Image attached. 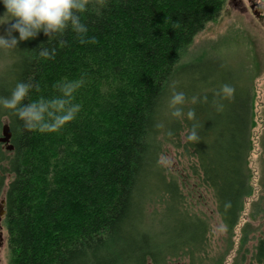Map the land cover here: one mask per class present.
Segmentation results:
<instances>
[{"label":"trees","instance_id":"obj_1","mask_svg":"<svg viewBox=\"0 0 264 264\" xmlns=\"http://www.w3.org/2000/svg\"><path fill=\"white\" fill-rule=\"evenodd\" d=\"M224 3L90 0L85 43L66 30L7 50L2 95L17 81L33 85L28 101L61 95L62 83L82 82L73 101L80 111L58 132L28 131L11 112L0 113L13 146L7 156L0 149V174L10 175L4 193L8 264H223L224 254L209 256L208 222L187 209L159 156L167 143L192 158V172L212 193L230 239L252 191L254 75L240 78L231 99L207 92L178 106L180 117L168 104L181 89L178 73L192 77L193 67L178 66L180 55ZM43 49L54 58L39 56ZM182 91L186 103L193 101L190 88ZM189 110L194 120L187 119ZM193 125L200 134L195 144L185 140ZM159 209L168 211L165 218H158ZM252 256L264 264V239Z\"/></svg>","mask_w":264,"mask_h":264},{"label":"rangeland","instance_id":"obj_2","mask_svg":"<svg viewBox=\"0 0 264 264\" xmlns=\"http://www.w3.org/2000/svg\"><path fill=\"white\" fill-rule=\"evenodd\" d=\"M261 7L264 3L260 1ZM259 13V14H258ZM7 50L0 51V95L9 82L4 57ZM184 70L193 67L190 73H178L175 81L180 91L190 88L194 96L179 106L190 105L202 93L218 95L222 84H231L238 92L240 78L254 75L251 83L254 88L252 148L248 157L251 171L252 191L245 199L243 210L229 239L220 217L215 209L212 193L197 182L191 169L188 155L171 144H163L159 162L167 177H173L186 201L187 209L196 212L208 222L207 234L209 256L224 254L223 264H256L253 249L259 239H264V18L263 12L253 13L248 0H225L224 6L215 20L208 22L194 36L192 43L178 61ZM200 69L202 72H200ZM217 90V91H216ZM219 96V95H218ZM2 111H0L1 113ZM7 117H0V127ZM4 156L9 154L5 145L0 143ZM7 176V181L10 175ZM6 181V184H7ZM160 210L159 219L165 218L167 210ZM165 225L171 222L163 221ZM160 230V222H155ZM7 239V233H6ZM230 243L228 252L223 253ZM9 249L7 246V262ZM169 264H188L186 259Z\"/></svg>","mask_w":264,"mask_h":264},{"label":"clouds","instance_id":"obj_3","mask_svg":"<svg viewBox=\"0 0 264 264\" xmlns=\"http://www.w3.org/2000/svg\"><path fill=\"white\" fill-rule=\"evenodd\" d=\"M0 51L15 50L23 41L36 38L43 34L61 33L71 30L81 43H85L88 24L83 19L90 7V0H0ZM39 56L54 58L47 49L38 53ZM82 86L79 80L62 83L57 89L61 95L46 98L40 96L35 100L27 98L33 88L31 83L17 81L7 95H0V111H9L23 122V128L39 133H54L73 121L80 111V104L74 103V93ZM235 92L231 84L220 86L218 95L221 99H231ZM185 101L184 93L174 91L169 97V107L173 116H181V108ZM223 104L217 109L222 110ZM188 120H194L193 110L186 113ZM186 142L197 143L200 134L197 125H193L185 137Z\"/></svg>","mask_w":264,"mask_h":264},{"label":"flooded vegetation","instance_id":"obj_4","mask_svg":"<svg viewBox=\"0 0 264 264\" xmlns=\"http://www.w3.org/2000/svg\"><path fill=\"white\" fill-rule=\"evenodd\" d=\"M249 8L253 13L262 12L263 7L260 5V0H248ZM259 14V13H258ZM0 264H8L7 262V239L5 228L6 217V202H5V185L7 176L0 174ZM149 264V263H147Z\"/></svg>","mask_w":264,"mask_h":264},{"label":"water","instance_id":"obj_5","mask_svg":"<svg viewBox=\"0 0 264 264\" xmlns=\"http://www.w3.org/2000/svg\"><path fill=\"white\" fill-rule=\"evenodd\" d=\"M262 3H264V0H260ZM263 15H264V7H263ZM10 138H11V131L10 127L7 122H4L1 127H0V143L5 145V149L11 151L13 146L10 143Z\"/></svg>","mask_w":264,"mask_h":264},{"label":"bare ground","instance_id":"obj_6","mask_svg":"<svg viewBox=\"0 0 264 264\" xmlns=\"http://www.w3.org/2000/svg\"><path fill=\"white\" fill-rule=\"evenodd\" d=\"M263 18H264V15H263Z\"/></svg>","mask_w":264,"mask_h":264}]
</instances>
